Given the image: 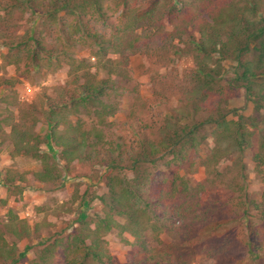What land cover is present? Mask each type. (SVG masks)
I'll list each match as a JSON object with an SVG mask.
<instances>
[{
	"label": "rangeland",
	"instance_id": "rangeland-1",
	"mask_svg": "<svg viewBox=\"0 0 264 264\" xmlns=\"http://www.w3.org/2000/svg\"><path fill=\"white\" fill-rule=\"evenodd\" d=\"M8 1L0 0V120L10 110L8 102L15 100L21 105L35 106L43 111L60 106L61 110L70 113L69 120L73 123L82 121L84 128L90 130L96 126L93 112L99 101L113 103L116 108L115 113L107 118L106 126L101 127L112 140L114 153L110 158L101 153L103 156L98 155L101 157L96 160L66 171L59 160V149L45 142L41 151L51 155L64 171L63 178L54 185L36 183L34 174L42 169L40 161L22 155L12 157L10 128L0 130V230L9 244L17 243L19 252L24 251L26 246L30 247L17 264H46V259L41 256L46 245L59 236L70 234L80 220L101 213L104 204L99 196H105L109 202L106 187L108 174H118V178L124 181L138 178L140 182H145L148 179L141 188L148 195L159 189L161 180L154 182L155 176L170 175L163 166L165 159L152 166L139 161L138 169L131 172L130 160L142 159L141 153L147 148L148 132L151 131L152 139H156L154 143H158L160 128L171 125L170 120L175 116L180 117V108L184 112L180 103L190 97L193 90L191 75L196 68L194 57L187 53V46L198 37V33L195 27H188L186 33L163 52L158 50L160 38L154 40L156 47L151 45L152 42L150 48L142 44L140 52L130 53L121 47L114 52L112 45L126 43L130 38H143L148 24L151 26L158 21L166 5L178 3L172 0H157V3L156 0H127L133 9L139 10V14H144L141 24L132 32L133 35H129V30H125L126 18L122 16L123 0L101 1L104 13L101 18L90 10L84 17L61 13L57 22L51 19L45 23L40 10L30 4L3 11L2 6ZM82 1L75 2L71 7L80 5ZM262 3L261 10L264 11V0ZM104 20L108 25L106 30L102 26ZM171 30L172 27L166 25L161 38L164 39V34ZM96 36L103 38V42L99 41L100 45ZM28 37L41 43L38 61H34L29 53L33 49L32 44L19 47L18 53L9 49L12 44H23ZM112 39L114 42L109 46ZM105 40L107 43H104ZM102 46L108 48L105 54L100 50ZM253 55L248 51L245 58L252 59ZM6 56L13 64L7 62ZM71 59L76 60L74 69L77 71H72ZM16 61L18 66L14 64ZM223 66V78L213 88L221 86L227 91L224 95L227 98L221 103L227 120H233L234 115H240L245 120L247 130L243 129L245 140L242 153L237 151L233 127L226 133L219 131L211 135L215 128L213 120L218 118V110H214L213 105L219 100V93H214L203 103L202 99L193 96L196 102L207 106L197 116L198 121L206 122L197 135H205L206 138L196 151L189 152L188 161L193 165L178 169L177 165L174 171L189 179L191 187L198 182L204 184V205L194 211L187 210L181 217L174 210L166 213L162 206L157 207L155 213L150 211L154 218L149 222L148 230L142 232L146 248L144 254L132 244L133 238L121 237L117 232L106 235L103 246L115 263L264 264V164L253 160L263 143L264 73L255 69L256 76L249 83L235 82V73L242 72L239 63L229 60ZM86 71L95 76L85 78L89 83L97 84L108 79V97L100 96V100L83 106L80 114L71 115L69 110L73 103L70 99L78 93L74 81ZM85 79L79 80V84H83ZM11 111L15 115L14 121H17L18 109L12 108ZM253 122L257 125L253 126ZM34 130L41 138H48L50 129L44 118ZM215 149L217 162L205 168L204 163L208 162ZM112 166L120 169L113 171ZM6 178L14 180L11 184L20 183L15 186L6 184ZM19 192L21 204L17 202ZM178 205V202L170 200L169 208ZM10 212L27 220L32 228L37 226V233L23 242L15 239L12 233H6V228H11L7 223ZM73 256L77 263L79 259L85 264L92 262L90 257L84 259L83 252H78L69 254L66 264H71ZM48 264L51 263L48 261Z\"/></svg>",
	"mask_w": 264,
	"mask_h": 264
},
{
	"label": "trees",
	"instance_id": "trees-1",
	"mask_svg": "<svg viewBox=\"0 0 264 264\" xmlns=\"http://www.w3.org/2000/svg\"><path fill=\"white\" fill-rule=\"evenodd\" d=\"M78 1L80 0H9L2 7L3 11H10L12 8H20L21 4H30L34 9L40 10V16H42L44 23L51 19L53 22H57L61 19V13L63 15L73 13L76 14V17H84L90 10L98 13L100 18L103 17L104 13L100 5L103 0H83L80 5L71 7ZM123 1L122 16L124 19L126 18L125 30H129V35H133L132 32L141 24L140 21L144 18V14H139V10L133 9L127 0ZM172 2L178 4H167L166 10L158 17V21L151 26L148 24V31L144 33L143 38L135 37L132 40L130 38L122 44L116 42V46L112 45L114 42L112 39L109 45H112L114 52H117V49L121 47L130 53H136L142 51V44L146 48H150L151 45L156 47L154 40L160 38L158 50L163 52L169 44L176 39L179 40L186 33L188 27H195L197 30L198 37L192 42L190 41L187 46V53L194 57L196 68L191 75L194 80L191 79L193 90L189 94L190 97L187 96L180 103L184 112L181 108L180 111L177 109L176 112L179 111L181 116H175L174 119L170 120L172 121L171 125L160 128L161 138L158 143H154L156 139L153 140L151 131L148 132L147 148L141 153L142 159L133 158L130 160L129 169L131 172L138 169L139 161L142 164L148 163L149 166H152L165 159L163 166L168 169L170 175L167 177L163 174L155 176L154 182L157 179L161 180L159 189L157 192L148 195L141 189L143 185L147 184L148 179L145 182H140L138 178L124 181L122 178H118V174L110 176L108 174L106 187L108 188L109 202L106 201L105 196H99L98 199L104 204L101 213L93 218L80 220L78 227L70 234L59 236L46 245L41 251L42 259H46V264L48 261L51 264H66L69 254H77L78 252L84 253V259L90 257L93 264H118L112 260L103 246V239L106 235L117 232L121 237L133 238L132 244L139 248L138 252L144 254L146 248L142 232L145 229L148 230V224L152 217L154 218L150 211L154 212L157 207L162 206L166 213H172L174 210V213H178V216L181 217L187 210L194 211L204 205L202 203L205 192L204 184L198 182L195 187H191L189 179L181 176L178 171H174L177 165V169L193 165L192 162L188 161L189 152L196 151L206 138L205 135H197L206 123L198 121L197 116L201 111H205L207 106H202L198 101L196 102L193 96L199 100L202 99L203 103L211 98L214 93H219V100L213 105L214 110H218V118L213 120L215 128L211 135L214 136L219 131L226 133L233 127L238 153H242L244 149L245 133L243 129H245V120L241 119L240 115H234L233 120H227L225 108L221 107V103L224 102L223 99L226 100L227 98L224 97L227 91L221 86L214 89L213 85H218L220 79L223 78V63L229 60L238 62L242 69L240 74L235 73L237 76L235 82L238 80L249 83L256 76L255 69L262 70L264 73V11L261 10L262 0H172ZM166 25H170L172 30L166 32L165 38L162 39L161 33ZM102 26L106 30L108 25L105 20L102 21ZM95 39L99 42L103 38L98 39L96 36ZM150 42H152L151 45ZM104 43H107V40ZM27 44L33 45V49L29 53L32 54L34 61H38V55L42 49L39 40H32L28 37L23 44L21 42L16 45L12 44L9 49L18 53V48ZM107 49L106 46L100 48L103 54L106 53ZM248 51L254 54L252 59L245 58ZM5 58L9 64H13L7 56ZM70 61L72 62L70 64L72 71H77L74 69L76 60L71 59ZM18 63L16 61L14 64L18 66ZM105 65L107 66V64ZM89 74L86 71L74 81L77 83L78 93L70 99L75 111L73 113L78 114L83 106L93 103L97 99L100 100V96L108 97V90H110L108 79L97 84L89 83L85 78L95 77ZM82 78L85 80L83 84H79L78 81ZM8 103L11 108L18 109V120L14 121V113L8 110L7 114L0 120V130L2 131L4 126L10 128L9 139L12 157L32 156L40 161L42 169L34 174L35 180L39 183L54 185L63 178L64 172L51 155L40 153V145L46 141L52 142L59 148V160L65 165L66 171L96 160L103 156L101 153H104L108 158L112 157L114 153L111 148L112 140H109V137L103 132L107 118L116 111L113 103L98 102L99 106H96L93 112L96 116V126L90 130L85 129L83 123L67 124L65 109L58 111L48 108L50 110L43 111L38 110L35 106L21 105L15 100ZM56 107L61 108L60 106ZM65 107L64 105L63 108ZM233 113L237 114L236 111ZM42 118L52 126L48 138L45 139L41 138L34 130ZM252 125L256 126L257 123L253 122ZM262 133L263 143L253 157V160L258 164H264V129ZM106 145L109 146L106 147ZM100 154L101 156H98ZM217 160L215 149L209 155L208 162L204 163L205 168L213 165ZM119 169V167L112 166L113 171ZM13 181L6 178V184H11ZM11 185L15 186L16 184ZM17 198L18 204H21L20 192L17 194ZM170 200L173 203L178 202L179 205L169 208ZM7 223L10 224L11 228L5 227L6 233H12L19 242L32 238L38 230L37 226L32 228L27 220L20 219L11 212ZM124 241L129 243L127 240ZM17 248V243L9 244L0 230V262L6 263L8 261V264H17L20 259L25 257L26 251L30 247L26 246L22 252H19ZM79 260L77 263V259L74 257L71 264H85L82 259Z\"/></svg>",
	"mask_w": 264,
	"mask_h": 264
},
{
	"label": "crops",
	"instance_id": "crops-1",
	"mask_svg": "<svg viewBox=\"0 0 264 264\" xmlns=\"http://www.w3.org/2000/svg\"><path fill=\"white\" fill-rule=\"evenodd\" d=\"M0 91H2V90L0 89ZM9 109L12 110L11 107H9ZM54 110H58V111H59V110H61V108L55 107ZM62 110H64V109H62ZM65 112H66V113H64V114H67V116H66V118H65L67 124H69V123L75 124V123H78V122H79V123H82V121H79V120L76 121L75 123H73L72 120H69V117H68V115H70V113H68L67 110H65ZM69 112H71V115H72L73 112H75V111H74V108H73V105L70 106V110H69ZM73 114H76V113H73ZM79 114H80V113H79ZM70 121H71V122H70ZM46 123H47V122H46ZM66 123H65V124H66ZM47 126H49V129L52 127V126L49 125L48 123H47ZM4 127H6V126H4ZM46 142H47V141H46ZM49 142H50V141H49ZM50 143L54 146L55 149H59V148H57L52 142H50ZM46 144H49V143H46ZM44 145H45V142L42 143V144L40 145V149H39V150H40V153H45V152L41 151V147L44 146ZM59 152H60V151H59ZM11 156H12V155H11ZM13 157H17V156H13ZM25 157H28V158H30V159H35V160H37V158H34V157H32V156H25ZM61 162H62V161H61ZM62 163H63V162H62ZM35 181H36V180H35ZM19 183H20V182H18V181L16 182V184H19ZM36 183H37L38 185H42V183H39V182H37V181H36Z\"/></svg>",
	"mask_w": 264,
	"mask_h": 264
}]
</instances>
